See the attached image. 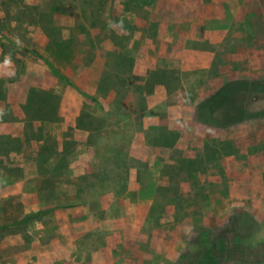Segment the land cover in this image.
Here are the masks:
<instances>
[{
    "label": "rangeland",
    "instance_id": "obj_1",
    "mask_svg": "<svg viewBox=\"0 0 264 264\" xmlns=\"http://www.w3.org/2000/svg\"><path fill=\"white\" fill-rule=\"evenodd\" d=\"M202 2L0 0V264H264V117L197 112L264 80L261 8Z\"/></svg>",
    "mask_w": 264,
    "mask_h": 264
},
{
    "label": "trees",
    "instance_id": "obj_2",
    "mask_svg": "<svg viewBox=\"0 0 264 264\" xmlns=\"http://www.w3.org/2000/svg\"><path fill=\"white\" fill-rule=\"evenodd\" d=\"M248 93H264V80H238L225 84L199 104L197 109L199 119L204 124L225 128L264 117V113L251 114L246 112L244 107H241L240 101L236 100L238 96ZM215 107H220V109L224 107L223 114L218 117L214 115L213 109ZM235 109L237 112L234 111ZM262 246L264 247V243Z\"/></svg>",
    "mask_w": 264,
    "mask_h": 264
},
{
    "label": "crops",
    "instance_id": "obj_3",
    "mask_svg": "<svg viewBox=\"0 0 264 264\" xmlns=\"http://www.w3.org/2000/svg\"><path fill=\"white\" fill-rule=\"evenodd\" d=\"M200 4H201V6H204V7H211V8L218 7L219 11L218 12L216 11V13H217V15L221 16V18H219L220 21H225L224 15L231 12L233 14V18H234V21L236 23H242L245 20L246 21L249 20V18L253 19L252 16H249L247 14L248 11L245 10V7H248L249 4H251V5H254L255 7L261 8L259 11V14L261 15V17L259 18L260 20L258 19L257 21L264 25V0H203V2ZM191 5L196 6L198 4L192 3ZM197 15H200V13H198ZM203 15L204 16H213V12L212 11L211 12H204ZM199 21H200V19H199ZM225 30H226L227 34L224 37H222V34H225V33L220 32L221 33L220 48L223 51H225V49H224L225 44H224L223 39L226 38L228 40V39H233L234 37H236V42H234L235 46L232 49H234L235 53L238 54L237 46L239 45L238 42H239L240 34L238 32H234V33H236L235 34L236 36H235L234 33L229 31V28H225ZM227 40H226V46L228 48V41ZM232 49L227 50L226 52L232 53ZM229 60H230L229 58H226V53H225L224 61L227 62Z\"/></svg>",
    "mask_w": 264,
    "mask_h": 264
}]
</instances>
